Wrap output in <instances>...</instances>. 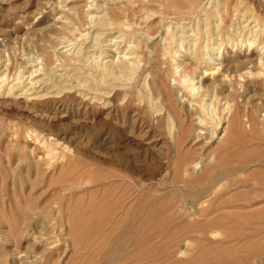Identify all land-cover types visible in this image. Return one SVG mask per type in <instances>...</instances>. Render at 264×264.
I'll use <instances>...</instances> for the list:
<instances>
[{"label":"rangeland","instance_id":"374dc122","mask_svg":"<svg viewBox=\"0 0 264 264\" xmlns=\"http://www.w3.org/2000/svg\"><path fill=\"white\" fill-rule=\"evenodd\" d=\"M45 1L0 0V49H2L0 51V59L2 61L5 60L4 64L8 62L5 66L3 64L0 67V69H3L1 70L2 73L0 72V76L4 73L7 75H3L7 79V83H4L5 86L3 83H0V85H3L0 86V171L4 172V175L0 176V192L12 180L15 181L19 195L28 191L30 184L34 185L31 202L34 207L38 208L34 210L39 214L36 217L37 229L43 234V238L47 236L44 240L47 247V264H87V262L88 264H239L242 252L239 253L238 250L241 242L251 243L253 237H241L238 239L236 237L230 236V238L225 236L226 230L232 231L234 227H228L226 230L223 228L219 229L217 230L219 232L214 235L216 238L214 236H212L213 238L207 236L210 240L203 242V244H213L214 248L215 245L217 247L224 244L229 246L232 249L231 251L235 249L236 253L233 254L232 252L233 256H230L229 261L227 258L219 259L216 256L219 254H215L219 246L215 248V251L212 249V256L201 252L199 248L202 247V243L200 241H190L192 247L187 252L180 254V256L178 255V257L176 253H172L173 246L178 243L182 244L184 239L197 240L195 232L190 234L184 233L187 231L189 233L192 228L191 225L201 224L206 218L215 217L225 210L212 209L214 207L208 208L205 205L201 206L196 202L193 194L186 192L182 183H180V179H178L179 183L176 182L177 180L170 181L169 177L171 178L172 171L169 169L172 168V161H174L175 156H173V153L166 155L165 152H167L168 144L174 142L172 136L175 134L176 136L180 135L176 139L181 150L185 149V147L192 148L195 141V133L201 129L203 133L200 131L198 144L201 145L203 142L201 146L204 148L209 147L206 150L211 149L213 151L218 149L221 154H225V148L219 145L223 143L225 138L230 139V142L227 144V152L230 155L229 160L232 161V164H246L245 171L240 176L241 180L246 179L250 184L256 179L255 175L251 173L257 166L252 165L251 160L256 157L257 150L264 147V140L255 138L257 135L250 132L249 127H245V120L243 121L244 135L237 134L236 132L233 133L231 130L233 128L232 117L236 115V106V109L240 111L241 117L242 115L246 116L248 113H251V109L257 110L259 114H262L264 111L262 110L264 105H260L264 103V72H262L264 71V0H191L192 2L188 0H60V3L58 0H47V5L44 3ZM87 2L92 3L89 4ZM52 3H54L53 5L55 3L58 4L54 8L51 5ZM94 3L95 7L91 5ZM85 4H88L87 8ZM89 5L92 7H89ZM175 5L182 12L176 10L177 6ZM67 6H71V8ZM206 6L207 8H205ZM91 8L92 11L90 12L89 9ZM192 8H194V11H191ZM44 9L45 12L43 13ZM61 10L64 12L62 13ZM37 14L39 15L38 17L36 16ZM92 14H94V17ZM56 15L60 16L57 17ZM89 15L93 17L92 20ZM97 18L99 20L104 18L102 21L105 23L108 21L109 23L107 22V26L105 24V26L101 27L100 21L98 22ZM49 20H52L55 26H50L53 22ZM245 22L246 24H244ZM94 23L96 24L94 25ZM46 25L48 27L43 30V27ZM167 26L169 29L166 28ZM49 27L52 29L50 28L49 30ZM41 30H43V33H41ZM117 34L121 40L116 38ZM111 37H114V41H112ZM109 43L113 45H108ZM94 44L97 45L95 46ZM63 48L66 49L64 50ZM159 48L161 52L158 50ZM199 50H203V55L204 53H208L209 55L205 57L206 54L204 56L201 55L202 53ZM165 51L167 52L166 54ZM163 52L165 58L163 57ZM132 53L133 56H130ZM173 55H175V58ZM200 55L203 57H200ZM167 56L169 57L166 58ZM170 56L172 61L170 60ZM132 59L133 61L136 59V63ZM166 59L170 60V63ZM29 61L32 62L29 63ZM125 61H131L134 63L133 65L136 64V67L132 66L133 69L131 66L125 68V64H127ZM206 62L208 63L206 64ZM90 63L92 64L89 65ZM220 63L221 65H219ZM29 64L35 65L36 68L39 67L40 69H38L37 76L32 77V79L34 78L36 81L40 76L42 78L40 79L41 83L38 80L39 84L35 83L33 87L30 86L32 89L24 85L26 83L25 77L28 75L27 67ZM224 65L225 67H223ZM208 66H215L218 69H212L213 73L209 75V73L204 72ZM114 67L118 69H114ZM239 67L242 71L238 69V73L235 70ZM247 68H250V71L246 70ZM22 69L25 71L20 72ZM111 69L112 71H110ZM116 70L120 72V75L117 76L119 72ZM244 70L251 72V74L244 73V76L242 74ZM18 72L20 73L18 76L21 78L17 80L18 82L24 80V84L21 81V84L18 83V87H14L15 90L12 88V92L7 87L9 84L8 80H10L9 82L13 81ZM220 72H225L224 74L227 75L224 81H219ZM239 74L242 75L239 76ZM98 75L100 76L98 77ZM230 77H235V79L230 80ZM184 78H189L187 80L190 81L193 80L192 82L195 85L194 94H188L182 87ZM42 80L45 81L42 82ZM215 81L218 86L215 85ZM237 82L241 83L238 84ZM177 83L181 85L177 86ZM40 84L42 85L40 86ZM234 84L237 85V88ZM241 85L243 86L242 88H240ZM24 86L27 90L31 89V92L29 90L28 93ZM2 87H6L5 90ZM21 87L26 91L21 90ZM164 87H166V90H164ZM18 88L21 89L19 90ZM180 89L184 91L182 92ZM21 92L23 93L21 94ZM171 93H173V96ZM30 94H32V97ZM184 94L185 98L183 97ZM26 95H28V98ZM182 98H184L185 102ZM216 99H218L217 102ZM188 100L194 102H189ZM194 103L197 105H194ZM250 104H252L251 108ZM191 105L196 106V108ZM173 106H175V111ZM228 110L230 113L227 112ZM196 118L202 119L203 123L198 124V120L195 121ZM261 118L264 121V113ZM183 126H187L186 130H184ZM225 126L228 128L227 133L220 139H217L215 137L216 134L218 133V136L221 135ZM27 134L28 136H26ZM186 134L188 136H185ZM30 137L34 142L29 140ZM54 144H58L57 147ZM245 154L251 156L247 157ZM39 155H41L40 158L38 157ZM45 156L50 160L46 158V161ZM73 157L74 159H72ZM75 158L78 160L76 159V161ZM79 160L80 163L78 162ZM54 161L59 165L57 163L54 164ZM50 164L51 166H49ZM69 165L71 167L68 168ZM85 165L91 166L94 169L92 171L94 175L98 174L96 176L108 177V180L115 181L116 185H113L114 188L111 187L112 189L105 191L99 184L96 183L97 186L94 185L91 177H88L92 173L82 172ZM75 166L78 167V170ZM93 166L96 167L94 168ZM42 167L43 169L45 168L44 171ZM49 167L52 169L50 170ZM73 167L77 172H75L76 170ZM166 167L169 169L167 170ZM222 169L224 168L222 167ZM53 170L56 171L53 173ZM41 172L45 173L44 177L38 174ZM113 174V177L117 175L116 179L109 177ZM204 182L205 179L201 184L203 185ZM46 183L48 185L47 190L44 189ZM118 183L120 184L118 185ZM126 186L130 190H126ZM251 186L254 187V185ZM92 187L94 188L93 190ZM249 187L247 184V188ZM86 189L88 192H86ZM41 192L44 193L39 196ZM141 194H149L153 198L146 199L145 197L142 199ZM248 195L250 196L251 193ZM156 196L158 198L161 197L159 199L167 198V200H171L172 208L170 211H178L176 218L171 220V223L175 221L173 224L168 223V225L159 220L164 214L152 217L156 213V202L154 200ZM137 197L140 199L138 200ZM132 198L135 199V202ZM141 199L144 201L143 203L146 207L143 216L136 218L134 222H132V219L125 220V208H127L130 202L140 203ZM19 200L22 201V198ZM113 200L115 201L113 202ZM117 202H120V204ZM107 206L108 208L111 207L107 209ZM117 208L120 209L117 210ZM142 208H144L143 205ZM83 210L89 212L85 216H80ZM102 214L105 216H102ZM84 217L88 219H84ZM90 217L92 218L90 219ZM106 217H108V220ZM231 221L238 224L235 228L241 227V220ZM109 222H112V225H109ZM244 222L247 224L245 228L253 223L251 219H247ZM103 224L104 226H102ZM162 226L164 227L162 228ZM180 231L181 233H179ZM83 236L87 237L84 238ZM29 242L31 241L21 242L22 244L19 247V250L26 256L44 249L39 248L37 251L34 249L35 246L32 249V245H26ZM161 242L162 244H160ZM50 244H53V246ZM6 260L5 264H17L16 262H11V257H8ZM243 261L246 264L250 263L252 261V254L251 257ZM23 264L29 263L24 262Z\"/></svg>","mask_w":264,"mask_h":264},{"label":"bare ground","instance_id":"6f19581e","mask_svg":"<svg viewBox=\"0 0 264 264\" xmlns=\"http://www.w3.org/2000/svg\"><path fill=\"white\" fill-rule=\"evenodd\" d=\"M47 1V0H46ZM46 1L44 2L45 4H46ZM59 1V3H60V0H58ZM67 1V0H66ZM69 1V0H68ZM75 1V0H74ZM116 1H118V0H116ZM189 2L191 1V0H188ZM188 2V3H189ZM192 2V1H191ZM61 3H64V2H61ZM66 3V2H65ZM87 3H89V2H87ZM90 3H92V2H90ZM89 3V4H90ZM99 3V2H98ZM54 3H52L51 5H53ZM58 4V3H57ZM56 3H55V5H57ZM69 4V3H68ZM78 4V3H77ZM47 5V4H46ZM55 5H53L54 6V8H55ZM60 5H63V4H60ZM59 5V6H60ZM65 5V4H64ZM87 5V6H86ZM91 5H94V7H95V3L94 4H91ZM91 5H89V7L91 6ZM166 5H167V3H166ZM239 5V4H238ZM37 6V5H36ZM42 6V5H41ZM40 6V7H41ZM53 6H51V7H53ZM84 6V5H83ZM106 6V5H105ZM168 6H170V5H168ZM175 6H177V5H175ZM174 6V7H175ZM192 6V5H191ZM50 7V8H51ZM67 7H70L71 8V6H67ZM66 7V8H67ZM85 7L87 8L88 7V4H85ZM92 7V6H91ZM93 7V8H94ZM193 7V6H192ZM196 7V6H195ZM37 8H39L38 6H37ZM37 8H35L37 11H38V9ZM42 8V7H41ZM40 8V9H41ZM45 8V7H44ZM47 8V7H46ZM54 8H53V11H54ZM61 8H63V6H61ZM188 8V7H187ZM197 8V7H196ZM201 8H203V7H201ZM205 8H207V6L205 7ZM34 9V8H33ZM48 9V8H47ZM183 9V8H182ZM185 9V8H184ZM190 9V8H189ZM188 9V10H189ZM204 9V8H203ZM36 10H34V11H36ZM60 10V9H59ZM71 10V9H70ZM75 10V9H74ZM90 10V12L92 11V8L91 9H89ZM176 10H178V11H181V10H179V8H178V6H177V9ZM194 11V8H192L191 9V11ZM43 11V10H42ZM62 11V10H61ZM190 11V12H191ZM196 11H197V9H196ZM205 11V10H204ZM40 12H41V10H40ZM45 12V9H44V11H43V13ZM64 11H62V13H63ZM70 12H72V11H70ZM95 12V11H94ZM103 12V11H102ZM105 12H107L106 10H105ZM182 12V11H181ZM198 12V11H197ZM62 13H59V14H62ZM89 13V12H88ZM97 13V12H96ZM95 13V14H96ZM98 13H99V9H98ZM185 13V12H184ZM200 13V12H199ZM207 13V12H206ZM39 14V13H38ZM36 15L37 17L39 16V15ZM203 14V13H202ZM208 14H209V12H208ZM207 14V15H208ZM12 15V14H11ZM43 15V14H42ZM64 15H65V13H64ZM76 15V14H75ZM91 15V14H90ZM89 15V16H90ZM93 15V17H94V14H92ZM98 15V14H97ZM103 15V14H102ZM107 15V14H106ZM210 15V14H209ZM34 16V15H33ZM35 16V17H36ZM57 16V15H56ZM60 16V15H59ZM59 16H57V17H59ZM77 16V15H76ZM181 16V15H180ZM200 16H201V14H200ZM238 16V15H237ZM48 17V16H47ZM56 17V18H57ZM92 16H90V18H91V20H92V18H93ZM97 17V16H96ZM98 17L100 18V16L98 15ZM103 17H104V15H103ZM107 17V16H106ZM188 17H189V14H188ZM197 17V16H196ZM209 17V16H208ZM208 17H207V19H208ZM234 17V16H233ZM56 18H55V20H56ZM64 18V17H63ZM62 18V19H63ZM87 18H89L88 16H87ZM99 18H97V20H98V22L100 21V24H101V27H103V26H105V24L108 22H103L102 21V19L104 20V18H102L101 20H99ZM143 18V17H142ZM147 18V17H146ZM149 18V17H148ZM182 18V17H181ZM194 18V17H193ZM34 20H35V18H33ZM38 19V18H37ZM61 19V18H60ZM69 19V18H68ZM94 19H96V18H94ZM206 19V20H207ZM212 19V18H211ZM44 20V19H43ZM79 20V19H78ZM96 20V21H97ZM106 20V19H105ZM108 20V19H107ZM144 20V19H143ZM147 20V19H146ZM205 20V21H206ZM50 21V20H49ZM57 21V20H56ZM81 21V20H80ZM95 21V22H96ZM214 21V20H213ZM241 21V20H240ZM39 22V21H38ZM50 22H53L52 20L50 21ZM58 22V21H57ZM64 22H67V21H64ZM90 22V21H89ZM94 22V21H93ZM109 23V22H108ZM254 23V22H253ZM42 24V23H41ZM47 24V23H46ZM96 23H94V25H95ZM99 24V25H100ZM134 24V23H133ZM213 24V23H212ZM228 24V23H227ZM226 24V25H227ZM244 24H246V22L244 23ZM48 25V24H47ZM45 26V27H43V30H44V28H47L48 26ZM55 26V24H54V22L52 23V25H50V26ZM58 26H59V24H57ZM61 25V24H60ZM65 25V24H64ZM110 25V24H109ZM146 25V24H145ZM169 25V24H168ZM192 25V24H191ZM216 25V24H215ZM249 25V24H248ZM57 26V27H58ZM106 26H107V24H106ZM112 26V25H111ZM218 26V25H217ZM242 26V25H241ZM244 26V25H243ZM246 26V25H245ZM34 27V26H33ZM35 27H37V26H35ZM41 27V26H40ZM63 27V26H62ZM61 27V28H62ZM232 27V26H231ZM30 28V27H29ZM32 28V27H31ZM38 28V27H37ZM36 28V29H37ZM50 28L51 27H49V30H50ZM60 28V27H59ZM105 28V27H104ZM128 28V27H127ZM166 28H168V26L166 27ZM244 28V27H243ZM52 29V28H51ZM64 29V28H63ZM169 29V28H168ZM242 29V28H241ZM250 29V28H249ZM43 30H41L42 32L41 33H43ZM77 30V29H76ZM232 30V29H231ZM238 30V29H237ZM251 30H252V28H251ZM251 30H249V31H251ZM254 30V29H253ZM36 31H39V30H36ZM71 31V30H70ZM69 31V32H70ZM74 31H75V29H74ZM99 31V30H98ZM191 31V30H190ZM219 31V30H218ZM239 31V30H238ZM45 32V31H44ZM72 32H73V30H72ZM77 32H80V31H77ZM88 32V31H87ZM167 32V31H166ZM216 32V31H215ZM40 33V32H39ZM46 33V32H45ZM186 33V32H185ZM206 33V32H205ZM242 33V32H241ZM95 34V33H94ZM192 34V33H191ZM217 34H219V33H217ZM225 34V33H224ZM247 34V33H246ZM24 35V34H23ZM22 35V36H23ZM80 35H81V33H80ZM85 35V34H84ZM92 35V34H91ZM106 35V34H105ZM109 35V34H108ZM220 35V34H219ZM53 36V35H52ZM60 36V35H59ZM76 36V35H75ZM81 36H83V35H81ZM95 36V35H94ZM205 36H206V34H205ZM215 36V35H214ZM249 36V35H248ZM35 37V36H34ZM80 37V36H79ZM116 37V36H115ZM135 37V36H134ZM133 37V38H134ZM184 37V36H183ZM185 37H187V36H185ZM226 37V36H225ZM260 37V36H259ZM54 38V37H53ZM78 38V37H77ZM85 38V37H84ZM91 38V37H90ZM105 38V37H104ZM112 38V37H111ZM117 39H119V40H121V38L120 37H118V34H117V37H116ZM247 38V37H246ZM55 39V38H54ZM79 39V38H78ZM94 39V38H93ZM110 39V38H109ZM114 39V37L112 38V41H114L113 40ZM241 39V38H240ZM3 40V39H2ZM53 40V39H52ZM67 40H69V39H67ZM77 40V39H76ZM116 40V39H115ZM232 40V39H231ZM245 40V39H244ZM96 41V40H95ZM129 41V40H128ZM172 41V40H171ZM108 42H109V40H108ZM162 42V41H161ZM233 42V41H232ZM246 42V41H245ZM251 42V41H250ZM264 42V41H263ZM93 43V42H92ZM103 43V42H102ZM110 43H112L111 41H110ZM108 44V45H111V44ZM118 43V42H117ZM150 43V42H149ZM171 43V42H170ZM221 43V42H220ZM235 43V42H234ZM247 43V42H246ZM163 44V43H162ZM194 44V43H193ZM229 44V43H228ZM247 44H249V43H247ZM253 44V43H252ZM59 45V44H58ZM72 45V44H71ZM80 45V44H79ZM95 45V44H94ZM97 45V44H96ZM95 45V46H96ZM113 45V44H112ZM111 45V46H112ZM115 45V44H114ZM154 45V44H153ZM158 45V44H157ZM178 45H179V43H178ZM255 45V44H254ZM92 46H93V44H92ZM91 46V47H92ZM234 46H236V45H234ZM57 47V46H56ZM55 47V48H56ZM66 47V46H65ZM76 47V46H75ZM102 47V46H101ZM134 47H135V45H134ZM158 47V46H157ZM186 47V46H185ZM59 48V47H58ZM74 48V47H73ZM95 48V47H94ZM162 48V47H161ZM188 48V47H187ZM201 48V47H200ZM199 48V49H200ZM234 48V47H233ZM64 49V48H63ZM66 49V48H65ZM64 49V50H65ZM202 49V48H201ZM200 49V50H201ZM2 49H0V51H1ZM82 50V49H81ZM126 51H127V49H125ZM158 50H160V48L158 49ZM164 50H165V47H164ZM163 50V51H164ZM176 50V49H175ZM199 50V51H200ZM207 50V49H206ZM63 51V50H62ZM76 51V50H75ZM104 51V50H103ZM187 51V50H186ZM190 51V50H189ZM205 51V50H204ZM5 52V51H4ZM63 52H66V51H63ZM131 52V51H130ZM160 52H161V50H160ZM175 52V51H174ZM201 53L203 52V50L202 51H200ZM206 52V51H205ZM213 52V51H212ZM73 53H76V52H73ZM167 52L165 51V54H166ZM191 53H193V52H191ZM200 53V54H201ZM14 54V53H13ZM54 54V53H53ZM87 54V53H86ZM118 54V53H117ZM194 54V53H193ZM206 53H204V55H205ZM69 55V54H68ZM201 55H203V53L201 54ZM200 55V57H203V56H201ZM209 54L207 53L206 55H205V57L206 56H208ZM215 55V54H214ZM19 56V55H18ZM34 56V55H33ZM89 56V55H88ZM87 56V57H88ZM106 56V55H105ZM123 56V55H122ZM127 56V55H126ZM129 56V55H128ZM130 56H133V53L130 55ZM135 56V55H134ZM154 56V55H153ZM174 56V58H175V55H173ZM172 56V57H173ZM178 56V55H177ZM54 57V56H53ZM84 57V56H83ZM91 57V56H90ZM124 57V56H123ZM163 57L165 58V56H164V52H163ZM169 56H167L166 58H168ZM199 57V58H200ZM215 57V56H214ZM5 58V57H4ZM8 58V57H7ZM40 58V57H39ZM129 58V57H128ZM246 58V57H245ZM89 59V58H88ZM106 59V58H105ZM130 59H131V57H130ZM129 59V60H130ZM172 58H171V56H170V60H171ZM202 59H204V58H202ZM229 59V58H228ZM232 59V58H231ZM230 59V60H231ZM27 60H29V59H27ZM37 60V59H36ZM35 60V61H36ZM103 60V59H102ZM166 60H168V59H166ZM170 60H168V62L170 63ZM197 60V59H196ZM210 60V59H209ZM5 61V60H4ZM4 61H2V59H0V67L4 64ZM6 61H9V60H6ZM34 61V60H33ZM39 61V60H38ZM132 61H133V59H132ZM135 61V62H134ZM134 63H136V59H134ZM137 61H138V59H137ZM172 61V60H171ZM195 61V60H194ZM211 61V60H210ZM223 61V60H222ZM235 61H237V60H235ZM250 61V60H249ZM261 61V60H260ZM30 62H32V61H29V63ZM56 62V61H55ZM92 62V61H91ZM105 62V61H104ZM127 64H125V68H127V67H129V66H131V68H132V66H135V65H133L134 63H132L131 61H125ZM132 63V65H131V63ZM204 62V61H203ZM213 62V61H212ZM218 62V61H217ZM259 62V61H258ZM6 63H8V62H5V64ZM28 63V62H27ZM26 63V64H27ZM36 63V62H35ZM57 63V62H56ZM89 63V62H88ZM137 63H140V62H137ZM202 63V62H201ZM208 62H206V64H207ZM225 63V62H224ZM232 63H233V61H232ZM261 63V62H260ZM5 64H4V66H5ZM24 64V63H23ZM34 64V63H33ZM44 64V63H43ZM64 64V63H63ZM92 63H90L89 65H91ZM105 64V63H104ZM172 64V63H171ZM218 64V63H217ZM223 64V63H222ZM249 64V63H248ZM251 64V63H250ZM8 65V64H7ZM25 65V64H24ZM54 65V64H53ZM106 65V64H105ZM209 65V64H208ZM219 65H221V63L219 64ZM233 65V64H232ZM18 66V65H17ZM37 66V65H36ZM58 66H60V65H58ZM67 66V65H66ZM97 66V65H96ZM116 66V65H115ZM139 66V65H138ZM137 66V67H138ZM175 66V65H174ZM197 66V65H196ZM239 66V65H238ZM241 66V65H240ZM244 66V65H243ZM7 67V66H6ZM19 67V66H18ZM26 67H27V65H26ZM69 67V66H68ZM136 67V66H135ZM200 67V66H199ZM199 67H197V68H199ZM204 67V66H203ZM223 67H225V65L223 66ZM248 67V66H247ZM96 68H98V67H96ZM117 68V67H116ZM115 67H114V69H116ZM120 68V67H119ZM131 68H130V70H131ZM181 68V67H180ZM218 69V67H209L208 66V68H206L205 70H204V72H207V73H209V75L210 74H212L213 73V71H212V69ZM245 68V67H244ZM5 69V68H4ZM38 69H39V67H35V65H28V67H27V76L25 77V84L23 83V81L22 80H20V82L22 81V83L24 84V85H26V86H29V88H31L32 89V87L34 86V84L36 83V84H39V82H40V79H42L41 78V76L39 77V79H36V81H35V79L33 80L32 79V77H36L37 76V72H38ZM107 69V68H106ZM118 69V68H117ZM123 69H124V67H123ZM133 69V68H132ZM138 69V68H137ZM204 69V68H203ZM232 69V68H231ZM238 69H241L240 67L239 68H237L235 71H237L238 72ZM1 70H3L2 68L0 69V72H1ZM40 70V69H39ZM52 70H54V69H52ZM96 70V69H95ZM94 70V71H95ZM98 70H101V69H98ZM120 70H121V68H120ZM125 70V69H124ZM175 70V69H174ZM222 70V69H221ZM227 71H228V69H226ZM246 70H248V71H250V68H247ZM246 70H244L243 71V75L245 76V74L244 73H250L251 74V72H248V71H246ZM21 71H23V69L22 70H20V72ZM25 71V70H24ZM23 71V72H24ZM57 71V70H56ZM110 71H112V69L110 70ZM115 71V70H114ZM113 71V72H114ZM116 71H118V70H116ZM129 71V70H128ZM134 71V70H133ZM199 71V70H198ZM215 71V70H214ZM233 71H234V68H233ZM235 71H234V73H235ZM241 71H242V69H241ZM5 72H6V69H5ZM17 72V71H16ZM22 72V73H23ZM72 72V71H71ZM71 72H69V73H71ZM88 72V71H87ZM119 72V71H118ZM132 72V71H131ZM232 72V71H231ZM253 72V71H252ZM259 72H260V70H259ZM262 72H264V71H262ZM2 73V72H1ZM0 73V74H1ZM3 73H4V71H3ZM40 73V72H39ZM59 74H60V72H58ZM57 73V74H58ZM89 74H90V72H88ZM111 73V72H110ZM116 73V72H115ZM126 73V72H125ZM219 73V72H218ZM225 73V72H224ZM223 72H220V75H219V81L221 80V81H224L225 79H226V77H227V75H225ZM239 73V72H238ZM261 73V72H260ZM20 73L18 72L17 73V76L15 77V78H13V81L11 80V82H9L10 80H8V85H7V87H9V89H11L12 90V88L15 90V88L16 87H18L17 85H19V84H21L20 82H18V80L17 79H19V78H21V77H19L18 75H19ZM54 74H56V73H54ZM56 74V75H57ZM65 74V73H64ZM64 74H62V75H64ZM78 74V73H77ZM100 74V73H99ZM117 74V73H116ZM122 74V73H121ZM127 74V73H126ZM229 74V73H228ZM231 74H233V73H231ZM242 74H239V76H241ZM254 74V73H253ZM255 74H256V72H255ZM3 75H5V73L4 74H2V76H0V83H7V79L5 78V76H7V75H5V76H3ZM22 75V74H21ZM42 75V74H41ZM72 75H73V73H72ZM80 75V74H79ZM78 75V76H79ZM118 75H120V72L117 74V76ZM130 75V74H129ZM218 75V74H217ZM258 75H259V73H258ZM8 76H10V75H8ZM60 76V75H59ZM71 76V75H70ZM74 76V75H73ZM77 76V75H76ZM100 75H98V77H99ZM122 77H123V75H121ZM126 76V75H125ZM200 76V75H199ZM232 76V75H231ZM237 76H238V74H237ZM244 76H242V77H244ZM249 76V75H248ZM65 77V76H64ZM134 77V76H133ZM184 77V76H183ZM203 77V76H202ZM262 78H263V76H261ZM49 78V77H48ZM161 78V77H160ZM163 78V77H162ZM233 78V79H232ZM230 77V80H234L235 79V77ZM239 78V77H238ZM237 78V79H238ZM5 79H6V82H5ZM9 79V78H8ZM60 79V78H59ZM58 79V80H59ZM130 79V78H129ZM128 79V80H129ZM164 79V78H163ZM181 79V78H180ZM187 79H189V78H187ZM187 79H185L184 78V80L182 81V87L184 88V90L188 93V94H194V91H195V85H194V82H192L193 80H187ZM191 79V78H190ZM241 79V78H240ZM243 79V78H242ZM17 80V81H16ZM35 81V82H33V81ZM38 80H39V82H38ZM66 80V79H65ZM73 80V79H72ZM101 80V79H100ZM102 80H104V79H102ZM106 80V79H105ZM161 80V79H160ZM172 81H174L173 79H171ZM215 80V79H214ZM45 81V80H44ZM43 80H42V82H44ZM57 81V80H56ZM75 81V80H74ZM81 81V80H80ZM199 81V80H198ZM217 81V80H216ZM215 81V85H217L216 83L218 82H216ZM262 81H263V79H262ZM69 82V81H68ZM101 82V81H100ZM104 82V81H103ZM228 82V81H227ZM234 82V81H233ZM242 82V81H241ZM240 82V83H241ZM19 83V84H18ZM41 83V82H40ZM46 83V82H45ZM70 83V82H69ZM78 83V82H77ZM87 83V82H86ZM106 83V82H105ZM110 83V82H109ZM121 83V82H120ZM153 83V82H152ZM238 83V82H237ZM240 83H238V84H240ZM5 84H4V86H5ZM47 84V83H46ZM111 84V83H110ZM175 84V83H174ZM196 84V83H195ZM220 84H222V83H220ZM263 84H264V82H263ZM42 84H40V86H41ZM65 85V84H64ZM67 85V84H66ZM148 85V84H147ZM178 85H181L180 83L178 84L177 83V86ZM224 85V84H223ZM226 85V84H225ZM229 85V84H228ZM234 85H236V84H234ZM0 86H3L2 84L0 85ZM22 86V85H21ZM30 86H32V87H30ZM48 86V85H47ZM78 86H79V84H78ZM89 86V85H88ZM96 86V85H95ZM119 86V85H118ZM167 86V85H166ZM176 86V85H175ZM218 86V85H217ZM221 86V85H220ZM219 86V87H220ZM240 86V85H239ZM15 87V88H14ZM23 87V86H22ZM21 87V88H22ZM43 87V86H42ZM50 87V86H49ZM144 87H145V85H144ZM181 87V86H180ZM181 87V88H182ZM214 87V86H213ZM224 87V86H223ZM222 87V88H223ZM226 87H227V85H226ZM229 87V86H228ZM232 87V86H231ZM243 86L241 85V87L240 88H242ZM2 88H4V87H2ZM6 88V87H5ZM5 88H4V90H5ZM20 88V89H21ZM24 88L27 90V88L24 86ZM24 88H22L21 90H23L24 91ZM47 88V87H46ZM64 88H66V87H64ZM94 88V87H93ZM98 88V87H97ZM117 88V87H116ZM153 88V87H152ZM159 88V87H158ZM166 87H164V90H166L165 89ZM169 88V87H168ZM199 88V87H198ZM233 88V87H232ZM236 88H237V85H236ZM19 89V88H18ZM17 89V90H18ZM19 89V90H20ZM31 89H28L27 90V92L30 90V92H31ZM52 89V88H51ZM71 89V88H70ZM95 89V88H94ZM114 89V88H113ZM231 89V88H230ZM25 90V91H26ZM38 90V89H37ZM56 90V89H55ZM98 90V89H97ZM155 90V89H154ZM154 90H152L153 92H155ZM171 90V89H170ZM177 90V89H176ZM181 90V89H180ZM184 90H181L182 92L184 91ZM215 90V89H214ZM7 91V90H6ZM24 91V92H25ZM57 91V90H56ZM59 91V90H58ZM114 91V90H113ZM179 91V90H178ZM177 91V92H178ZM209 91V90H208ZM233 91H236V90H233ZM252 91V90H251ZM12 92H13V90H12ZM19 92V91H18ZM165 92V91H164ZM167 92V91H166ZM9 93V92H8ZM23 92H21V94H22ZM29 93V92H28ZM45 93V92H44ZM59 93V92H58ZM140 93V92H139ZM156 93V92H155ZM180 93V92H179ZM236 93V92H235ZM252 93V92H251ZM15 94V93H14ZM20 94V95H21ZM27 94V93H26ZM33 94V93H32ZM32 94H30L31 95V97H32ZM43 94V93H42ZM151 94V93H150ZM158 94V93H157ZM161 94H162V92H161ZM172 94V96H173V93H171ZM186 94V93H185ZM185 94L183 95V97L185 96ZM2 95V94H1ZM116 95V94H115ZM177 95H179V94H177ZM27 96V98H28V95H26ZM117 96V95H116ZM171 96V97H172ZM188 96V95H187ZM194 96V95H193ZM207 96H209V95H207ZM213 96V95H212ZM4 97V96H3ZM123 97V96H122ZM181 97V96H180ZM192 97V96H191ZM226 97H229V96H226ZM247 97V96H246ZM5 98V97H4ZM3 98V99H4ZM15 98V97H14ZM124 98V97H123ZM185 98V97H184ZM184 98H182L183 100H184ZM156 99V98H155ZM175 99V98H174ZM178 99V98H177ZM191 99V98H190ZM215 99V98H214ZM153 100V99H152ZM179 100V99H178ZM197 100V99H196ZM195 100V101H196ZM204 100V99H203ZM202 100V101H203ZM259 100V99H258ZM263 100V99H262ZM4 101V100H3ZM149 101V100H148ZM164 101H166L165 99H164ZM168 101H169V99H168ZM182 101V100H181ZM186 101H187V99H186ZM189 101V100H188ZM211 101V100H210ZM218 101V99H216V102ZM175 102V101H174ZM179 102V101H178ZM184 102H185V100H184ZM189 102H194V101H189ZM188 102V103H189ZM197 102H200V101H197ZM205 102V101H204ZM240 102V101H239ZM247 102V101H246ZM251 102V101H250ZM258 102V101H257ZM262 102V101H261ZM105 103V102H104ZM149 103V102H148ZM227 103V102H226ZM237 103V102H236ZM236 103H235V106H236ZM249 103V102H248ZM254 103H255V101H254ZM150 104V103H149ZM181 104V103H180ZM190 104V103H189ZM196 103H194V105H195ZM198 104H200V103H198ZM221 104V103H220ZM238 104V103H237ZM241 104V103H240ZM246 104V103H245ZM252 104H253V102H252ZM252 104H250V108H251V105ZM172 105H174V103H172ZM197 105V104H196ZM208 105V104H207ZM206 105V106H207ZM223 105V104H222ZM231 105V104H230ZM239 105V104H238ZM242 105V104H241ZM260 105H264V103L263 104H260ZM155 106V105H154ZM177 106V105H176ZM190 106V105H189ZM188 106V107H189ZM191 106H193V105H191ZM198 106H200V105H198ZM210 106V105H209ZM217 106V105H216ZM226 106H228V105H226ZM234 106V105H233ZM243 106H244V104H243ZM246 106V105H245ZM165 107H166V105H165ZM174 108V111H175V106H173ZM194 107V106H193ZM212 107V106H211ZM237 107V106H236ZM236 107H235V111H236V115H234L232 118V126H233V128H232V132L233 133H237V134H242V135H244V123H243V121L245 120V127H249V129H250V132H252L253 134H256L257 135V137H255V138H258V140H264V136H262V134H264V132H263V128H264V121H263V119L261 118V116H262V114L264 113V111H263V113L262 114H259L258 112H257V110H252L251 109V113H248V115H246V116H244V115H242V117H241V115L239 114L240 113V111H239V109H236ZM264 107V106H263ZM152 108V107H151ZM192 108V107H191ZM194 108H196V106L194 107ZM209 108V107H208ZM228 108V107H227ZM231 108V107H230ZM166 109V108H165ZM171 109H172V107H171ZM184 109H185V107H184ZM183 109V110H184ZM200 109H201V107H200ZM199 109V110H200ZM210 109V108H209ZM232 109V108H231ZM230 109V110H231ZM243 109H244V107H243ZM246 109V108H245ZM262 109V108H261ZM188 110V109H187ZM240 110H241V108H240ZM259 110V109H258ZM262 110H264V108L262 109ZM166 111V110H165ZM198 111V110H197ZM213 111V110H212ZM231 111H233V110H231ZM246 111V110H245ZM222 112V111H221ZM227 112H229L230 113V111L228 110ZM166 114H167V112H165ZM178 113V112H177ZM186 113V112H185ZM234 113V112H233ZM246 113V112H245ZM169 114V113H168ZM179 114V113H178ZM178 114H177V116H178ZM191 114V113H190ZM189 114V115H190ZM193 114V113H192ZM239 114V115H238ZM175 115V114H174ZM188 115V116H189ZM165 116V115H164ZM224 116H226V115H224ZM175 117V116H174ZM180 117H182V116H180ZM184 117V116H183ZM192 117V116H191ZM190 117V118H191ZM227 117V116H226ZM225 117V118H226ZM166 118V117H165ZM168 118V117H167ZM171 118V117H170ZM199 118V117H198ZM172 119V118H171ZM188 119H189V117H188ZM153 120V119H152ZM176 120V119H175ZM179 119H178V117H177V121H178ZM198 120V124H202L203 122H202V119H197L196 118V120L195 121H197ZM169 121V120H168ZM171 122H172V120H171ZM170 122V123H171ZM188 122H189V120H188ZM216 122V121H215ZM218 122H219V120H218ZM182 123V122H181ZM186 123V122H185ZM13 124V123H12ZM15 124V123H14ZM190 124V123H189ZM191 125L193 126V124L191 123ZM172 126V125H171ZM198 126H201V125H198ZM231 126V127H232ZM170 127V126H169ZM182 127V126H181ZM186 127L187 126H183V128H185L184 130H186ZM175 128H176V126H175ZM199 128V127H198ZM224 128V129H223ZM222 129H223V131L221 132L222 134L221 135H219L218 136V133L216 134V138L217 139H220L224 134H226L227 133V127L225 126V127H223ZM195 129H197L196 127H195ZM194 129V130H195ZM200 129V128H199ZM183 130V129H182ZM188 130H190V129H188ZM178 131H179V129H178ZM181 131V130H180ZM195 131H197V130H195ZM200 131H201V129H200ZM197 131L196 133H195V141L193 142V146H192V148L191 147H185V149L183 148L182 150H181V148L178 146L179 145V143H178V140L176 139L177 137H180V135L179 136H176V134L175 135H173L172 136V139H173V143L171 144H168V148H167V152H165V154L166 155H168V154H170V153H173V156H175V158H174V161H172V168L171 169H169V168H167L166 167V169L168 170H171L172 171V175H171V178L169 177V179H170V181H176V182H180V183H182V186L184 187V189L186 190V192H188V193H191V194H193L194 196L193 197H195L196 198V202L198 203V204H200L201 206H203V205H205L206 207H208V208H212V207H214V208H212V209H224L225 211H223V212H221L220 214H218L217 216H215V217H209V218H206L201 224H199V223H197V224H193V225H191L192 226V228H191V230L189 231V233H188V231L187 232H184V233H187V234H190V233H193V232H195L196 234H197V240H192V239H188V238H186V239H184L183 241V243L182 244H180V243H178V244H175L173 247V250H172V253H176L177 255V257H178V255L180 256V254H183V253H185V252H187V250L188 249H190L191 247H192V244H190V241H200L201 243H202V247L201 248H199V249H201V252H203V253H207L208 255L210 254V256H212L211 254L213 253L212 252V249H214V251H215V248H217L216 247V245H215V248H214V245L213 244H208V243H204L203 244V242L204 241H208V240H210V239H208L207 238V236H209V237H212V236H214L215 234H217V232H219V231H217V230H219V229H224V230H226V228H228V227H234V229L232 230V228H231V230L232 231H228V230H226V235L225 236H228V237H236V238H241V237H253L252 238V242L250 243V242H241V245H240V247H239V250H238V252L239 253H241V259L239 260V264H246V262H244L243 260L244 259H248L249 257H251V254H252V261L250 262V263H247V264H264V155H263V153H264V147H261L259 150H257V152H256V157L253 159V160H251L252 162V165H255V170H253L252 171V173L251 174H254L255 175V177H256V179H254V181L252 182V183H250L251 185H254V187H252L249 183H248V181L246 180V179H242L241 180V178H240V176L242 175V173L245 171V166H246V164H244V165H240V164H232V161L231 160H229L230 159V155H228V149H227V144L230 142V139H227V138H225V140L223 141V143L222 144H220L219 146H221V147H224L223 149H224V152H225V154H221L219 151H218V149H216V150H213V151H211V149H208V150H206V148L208 147H206V148H204L203 146H201L202 145V143H201V145L200 144H198L197 143V141H199L200 140V134H201V132L203 131ZM206 131H207V129H206ZM230 131V132H231ZM177 132V131H176ZM188 132V131H187ZM203 133V132H202ZM205 133V132H204ZM220 133V132H219ZM29 134H30V132H29ZM42 134V133H41ZM170 134V133H169ZM179 134V133H178ZM230 134V133H229ZM38 135V134H37ZM183 135V134H182ZM231 135V134H230ZM26 136H28V134L26 135ZM185 136H188V134H186ZM185 136H184V138H185ZM227 136V135H226ZM233 136V135H232ZM238 136V135H237ZM9 137V136H8ZM33 137V136H32ZM202 137V136H201ZM208 137V136H207ZM235 137V136H234ZM10 138V137H9ZM131 138V137H130ZM193 138V137H192ZM216 138H214V139H216ZM11 139V138H10ZM29 139V138H28ZM40 139V138H39ZM46 139V138H45ZM181 139H182V137H181ZM8 140V139H7ZM26 140H27V138H26ZM29 140H32L31 139V137H30V139ZM180 140V139H179ZM190 140V139H189ZM57 141V140H56ZM32 142H34L33 140H32ZM44 142V141H43ZM45 142H47V141H45ZM54 142V141H53ZM107 142V141H106ZM55 143V142H54ZM185 143H186V141H185ZM197 143V144H196ZM191 144V143H190ZM55 145V144H54ZM58 145V144H57ZM57 145H55L56 147H57ZM64 145V144H63ZM32 146V145H31ZM206 146V145H205ZM60 148H61V146H59ZM53 148V147H52ZM51 148V149H52ZM209 148V147H208ZM215 148V147H214ZM213 148V149H214ZM259 148V147H258ZM62 149V148H61ZM64 151L66 152V150L64 149ZM166 151V150H165ZM59 152V151H58ZM223 152V153H224ZM250 152V151H249ZM60 153V152H59ZM32 154V153H31ZM40 154H41V152H40ZM126 154V153H125ZM240 155V154H239ZM247 157L248 156H251V155H248V154H245ZM33 156V155H32ZM40 156L41 155H39L38 157L40 158ZM43 156V155H42ZM59 157V156H58ZM171 157V156H170ZM38 158V159H39ZM48 160H50L48 157H46L45 156V160L47 161V159ZM67 158V157H66ZM167 158V157H166ZM52 159V158H51ZM57 159V158H56ZM62 159H63V156H62ZM72 159H74V157L72 158ZM71 159V160H72ZM77 158H75V160H76ZM168 159V158H167ZM34 160H35V158H34ZM40 160V159H39ZM53 160V159H52ZM74 160V161H75ZM78 160V159H77ZM76 160V161H77ZM83 160V159H82ZM85 160V159H84ZM173 160V159H172ZM41 161H42V159H41ZM41 161H40V163H41ZM56 161V160H55ZM55 161H54V164H56L55 163ZM74 161H72V162H74ZM87 161V160H86ZM51 162V161H50ZM53 162V161H52ZM71 162V161H70ZM79 163H80V160L78 161ZM88 162V161H87ZM92 162V161H91ZM94 162V161H93ZM211 162H212V164H211ZM34 163V162H33ZM38 163V162H37ZM42 163H43V161H42ZM60 163V162H59ZM78 163V164H79ZM103 163V162H102ZM105 163V162H104ZM35 164V163H34ZM46 164H47V162H46ZM53 164V163H52ZM58 164V163H57ZM71 165H72V163H70ZM84 164V163H83ZM87 164V163H86ZM210 164V165H209ZM59 165V164H58ZM57 165V166H58ZM61 165V164H60ZM71 165H69L68 166V168L69 167H71ZM82 165V164H81ZM90 165H92V164H90ZM95 165V164H94ZM39 166L41 167V165L39 164ZM49 166H51V164L49 165ZM54 166H56V165H54ZM78 166V165H77ZM98 166V165H97ZM225 166V167H224ZM60 167V166H59ZM76 167V166H75ZM94 167V166H93ZM96 167V166H95ZM94 167V168H95ZM99 167H100V165H99ZM99 167H97V168H99ZM222 167L224 168V169H222ZM50 168V167H49ZM56 168H58V167H56ZM55 168V169H56ZM68 168H67V170H68ZM77 168V170H78V167H76ZM80 168V167H79ZM84 169H83V171L82 172H84V171H86L87 173H89V172H91L92 173V171L94 170V169H92L91 168V166H88V165H85L84 167H83ZM42 169H43V167H42ZM45 169V168H44ZM44 169H43V171H44ZM52 168H50V170H51ZM53 169H54V167H53ZM73 169H74V167H73ZM100 169V168H99ZM103 169V168H102ZM112 169V168H111ZM113 169H115V168H113ZM74 170H76V169H74ZM77 170L75 171V172H77ZM81 170V169H80ZM101 170V169H100ZM9 171V170H8ZM56 170H53L52 172L54 173ZM102 171V170H101ZM10 172V171H9ZM35 172V171H34ZM74 172V173H75ZM97 173H98V171H96ZM104 172V171H103ZM113 172V171H112ZM117 172V171H116ZM11 173V172H10ZM52 173V174H53ZM95 173V172H94ZM105 173V172H104ZM38 174H41V177H44L45 176V173H38ZM100 174V173H99ZM103 174V173H102ZM107 174V173H106ZM117 174H119V173H117ZM4 175V172H2V171H0V176H3ZM83 175V174H82ZM89 175V174H88ZM96 175H98V174H91L90 176H88V177H91V181H93L92 183H94V185H96V183L97 184H99L100 186H101V188H104V190L105 191H109V189H112L111 187H113V185L115 184L116 185V183H115V181H112V180H108V177L106 178V177H98V176H96ZM105 175V174H104ZM108 175H110L109 173H108ZM12 176V175H11ZM106 176V175H105ZM114 176V174L112 175V176H109V177H113ZM117 175H115V177H116ZM121 176V175H120ZM10 177V176H9ZM115 177H113V178H115ZM157 177V176H156ZM239 177V178H238ZM122 178V177H121ZM116 179V178H115ZM114 179V180H115ZM119 179V178H118ZM178 179H180V181H178ZM205 179V182H204V184L202 185L201 184V182L203 181ZM17 180H18V178H17ZM71 180H72V178H71ZM120 180V179H119ZM118 180V181H119ZM121 180H123V179H121ZM10 181V180H9ZM60 181V180H59ZM56 182H58V181H56ZM61 182V181H60ZM123 182V181H122ZM160 182V181H159ZM54 183V182H53ZM121 183V182H120ZM120 183H118V185L120 184ZM18 184H20V183H18ZM48 184H49V182H48ZM125 184V183H124ZM247 184L250 186L249 188H247ZM93 185V186H94ZM174 185V184H173ZM30 186V188H29V190L28 191H25V192H23L21 195H19L18 194V190H17V188H16V185H15V181H10V183L8 184V186L5 188V189H3V191L2 192H0V264H5V260L8 258V257H11V262L12 263H14V262H16L17 264H23L24 262H27V263H29V264H47V262H48V259H47V247H46V244H45V242H44V240L46 239V237L47 236H45V238H43V234L40 232V230H38L37 228V226H38V224H37V219H36V217L39 215V214H37V212H35L34 210L37 208V207H34V205L32 204V202H31V198L33 197L32 196V190L34 189V185L33 184H30L29 185ZM97 186V185H96ZM139 186V185H138ZM44 189L45 190H47V187H48V185H47V183L44 185ZM114 188V187H113ZM139 188V187H138ZM137 188V189H138ZM144 188V187H143ZM172 188V187H171ZM247 188V189H246ZM88 189V188H87ZM86 189V190H87ZM94 188L92 187V190H93ZM125 189L127 190L128 188H127V186L125 187ZM133 189H135V188H133ZM148 189V188H147ZM44 190V191H45ZM118 190V189H117ZM128 190H130V188L128 189ZM142 190V189H141ZM173 190H174V188H173ZM111 191V190H110ZM135 191V190H134ZM138 191V190H137ZM86 192H88V190L86 191ZM97 191H96V189H95V193H96ZM131 192V191H130ZM129 192V193H130ZM141 192H143V191H141ZM146 192V191H145ZM169 192V191H168ZM25 193V194H24ZM44 192H41L40 193V195L39 196H41L42 194H43ZM93 193V192H92ZM107 193V192H106ZM113 193H114V191H113ZM118 193V192H117ZM136 193V192H135ZM249 193H251V195L249 196L248 194ZM115 195V194H114ZM130 195V194H129ZM142 195V194H141ZM141 195H139V196H141ZM149 194H144V195H142L141 197H143L142 199H144L145 197H146V199H148V198H153V196L152 195H149ZM159 195V194H158ZM138 196V197H139ZM22 198V201H20L19 199L20 198ZM115 197V196H114ZM113 197V198H114ZM128 197V196H127ZM138 197H137V199H138ZM164 197V196H163ZM162 197V198H163ZM103 198H104V196H103ZM103 198H101V199H103ZM117 198V197H116ZM135 198V197H134ZM134 198H132V199H134ZM159 198H161V197H159ZM157 196L154 198V200H155V202H156V213L152 216L153 218L156 216H160L161 214L163 215L164 214V216L163 217H160L159 218V220L162 222V223H171V220H173L174 218H176V214H178V211L177 212H175V210L173 211H170L171 210V208H172V206H171V200H167V198L166 199H159ZM172 198V197H171ZM96 199V198H95ZM124 199V198H123ZM140 199V198H139ZM138 199V200H139ZM140 200V203H134L135 202V199H134V202H130L129 203V205L127 206V208H125V214H124V216H125V220L127 219H129V220H131L132 219V222H134L135 220H136V218H139V217H142L143 216V214H144V212H145V210H146V207H145V204L143 203L144 201L143 200ZM145 199V200H146ZM60 200V199H59ZM117 200V199H116ZM120 200V199H119ZM61 201H62V199H61ZM64 201V200H63ZM97 201H98V199H97ZM115 200H113V202H114ZM121 201V200H120ZM124 201H125V199H124ZM130 201V200H129ZM59 202V201H58ZM105 202H107V201H105ZM62 203V202H61ZM60 203V204H61ZM99 203H100V200H99ZM110 203V202H109ZM108 203V204H109ZM112 203V202H111ZM117 203H119L120 204V202H117ZM36 204V203H35ZM60 204H59V206H60ZM79 204H80V202H79ZM83 204H85V203H83ZM70 205V204H69ZM82 205V204H81ZM101 205V204H100ZM106 205V204H105ZM142 205L144 206V208H142ZM62 206V205H61ZM95 206H96V204H95ZM121 206V205H120ZM63 207V206H62ZM62 207H60V208H62ZM71 208H72V206H70ZM99 207V206H98ZM111 207V206H110ZM109 207V208H110ZM42 208V207H41ZM59 208V209H60ZM77 208V207H76ZM75 208V209H76ZM101 208V207H100ZM108 208V206H107V209H109ZM113 208V207H112ZM121 208V207H120ZM119 208V209H120ZM38 209V208H37ZM57 209V208H56ZM84 209V208H83ZM95 209V208H94ZM103 209V208H102ZM105 209V208H104ZM118 208H117V210H119ZM175 209V208H174ZM58 210V209H57ZM62 210V209H61ZM60 210V211H61ZM93 210V209H92ZM114 210V209H113ZM39 211V210H38ZM63 211V210H62ZM71 212H72V210H70ZM98 211V210H97ZM103 211V210H102ZM102 211H101V213H102ZM110 211V210H109ZM116 211V210H115ZM170 211V212H169ZM58 212V211H57ZM89 211H82L81 212V214H80V216L82 215V216H85V214L87 215V213H88ZM92 212V211H91ZM120 212V211H119ZM64 214H65V212H63ZM80 213V212H79ZM99 213H100V211H99ZM62 214V213H61ZM71 214V213H70ZM69 214V215H70ZM105 214V213H104ZM111 214V213H110ZM149 214H151V213H149ZM77 215H78V213H77ZM89 215V214H88ZM95 215V214H94ZM62 216V215H61ZM64 216V215H63ZM80 216H79V218H80ZM100 216H101V214H100ZM102 216H105V215H103L102 214ZM121 216V215H120ZM88 217V216H87ZM119 217V216H118ZM149 217V216H148ZM77 218V217H76ZM89 218V217H88ZM88 218H85L84 217V219H88ZM92 217H90V219H91ZM101 218V217H100ZM110 218V217H109ZM116 218V217H115ZM151 218V217H150ZM150 218H148V219H150ZM64 219V218H63ZM82 219V218H81ZM106 219L108 220V217H106ZM156 219V218H155ZM247 219H251L252 221H253V223L252 224H250L247 228H245V226L247 225L246 224V222H244L245 220H247ZM231 220H241L240 221V225H241V227L240 228H235V226L236 225H238L237 223H235V222H232ZM65 221V220H64ZM71 221H73V220H71ZM76 221V220H75ZM83 221H85V220H83ZM90 221V220H89ZM104 221V220H103ZM148 221V220H147ZM86 222V221H85ZM84 222V223H85ZM94 222V221H93ZM97 222V221H96ZM151 222V221H150ZM175 222V221H174ZM173 222V223H174ZM72 223V222H71ZM76 223V222H75ZM112 223V222H111ZM110 222H109V225H112ZM116 223V222H115ZM123 223H124V221H123ZM122 223V224H123ZM173 223H171V224H173ZM87 224H88V222H87ZM86 224V225H87ZM90 224H92V223H90ZM97 224H99L98 222H97ZM105 224V223H104ZM104 224L102 225V226H104ZM117 224V223H116ZM121 224V225H122ZM148 224H149V221H148ZM168 224V225H169ZM69 225V224H68ZM72 225H73V223H72ZM93 225V224H92ZM92 225H90V226H92ZM95 225H96V223H95ZM132 225V224H131ZM167 225V226H168ZM69 226H71V225H69ZM75 226H76V224H75ZM98 226H100V225H98ZM97 226V227H98ZM86 227H88V226H86ZM101 227V226H100ZM110 227V226H109ZM112 227V226H111ZM115 227V226H114ZM120 227V226H119ZM144 227H145V225H144ZM164 226H162V228H163ZM179 227V226H178ZM185 227V226H184ZM183 227V229H185ZM69 228V227H68ZM102 228V227H101ZM101 228H100V230H101ZM160 228V227H159ZM162 228H160L161 230H162ZM181 228V227H180ZM41 229V228H40ZM77 229V228H76ZM113 229V228H112ZM118 229V228H117ZM179 229V228H178ZM187 229V228H186ZM85 230V229H84ZM84 230H83V232H84ZM97 230H98V228H97ZM99 230V231H100ZM103 230V229H102ZM105 230H107L106 228H105ZM116 230V229H115ZM80 231H82L81 229H80ZM87 231V230H86ZM89 231V230H88ZM98 231V232H99ZM164 231V230H163ZM173 231H174V229H173ZM176 231V230H175ZM228 231V232H227ZM69 232V231H68ZM75 232V231H74ZM91 232V231H90ZM97 232V233H98ZM158 232V231H157ZM177 232V231H176ZM80 233V232H79ZM95 233V232H94ZM110 233V232H109ZM113 233V232H112ZM167 233V232H166ZM171 233H172V231H171ZM174 233V232H173ZM179 233H181V231L179 232ZM179 233H177V234H179ZM225 233V232H224ZM84 234V233H83ZM93 234V233H92ZM91 234V235H92ZM100 234V233H99ZM105 234V233H104ZM149 234V233H148ZM90 235V234H89ZM94 235V234H93ZM92 235V236H93ZM219 235V234H218ZM87 236H88V234H87ZM86 236V237H87ZM100 236V235H99ZM150 236V235H149ZM163 236V235H162ZM165 237H166V235H164ZM183 236V235H182ZM84 238H86L85 236H83ZM95 237H97V236H95ZM170 237V236H169ZM215 237V236H214ZM230 237V238H231ZM150 238V237H149ZM176 238H179V237H176ZM213 238V237H212ZM216 238V237H215ZM90 239V238H89ZM166 239H168V238H166ZM74 240V239H73ZM88 240V239H87ZM91 240H94V239H91ZM160 240V239H159ZM24 241H31V242H29L28 244H26V245H32V249H33V246H35V248L34 249H36L37 251H38V249L39 248H44L43 250H41V251H38L37 253H30V255H28V256H26L25 254H23L22 252H21V250H19V247H20V244H22L21 242H23L24 243ZM107 241V240H106ZM180 241V240H179ZM101 242V241H100ZM158 242V241H157ZM172 242V241H171ZM88 243V242H87ZM169 243V242H168ZM176 243H177V241H176ZM200 243V244H201ZM160 244H162V242L160 243ZM174 244V243H173ZM7 245H8V247H7ZM50 245H52L53 246V244H50ZM65 245V244H64ZM89 245V244H88ZM156 245V244H155ZM156 246H159V245H156ZM51 247V246H50ZM79 247H80V244H79ZM251 247V248H250ZM253 247V248H252ZM77 248V247H76ZM75 248V249H76ZM169 248V247H168ZM167 248V249H168ZM171 248V247H170ZM80 249V248H79ZM193 249V248H192ZM232 249L229 247V246H226V245H224V244H222V245H220L217 249H216V252H215V254L217 253H219L218 255H216L219 259L220 258H227L228 259V261L230 260V256H233V254H235L236 253V250L234 249L233 251H231ZM49 251V250H48ZM170 251V250H169ZM191 251V250H190ZM78 252H79V250H78ZM165 252V251H164ZM211 252V253H210ZM232 252H233V254H232ZM237 252V254H239ZM59 253V252H58ZM192 253V252H191ZM52 254H53V252H52ZM58 255V254H57ZM79 255V254H78ZM175 255V254H174ZM221 256V257H220ZM239 256V255H238ZM54 258V257H53ZM218 258H215V259H218ZM236 258V257H235ZM239 258V257H238ZM213 259V258H212ZM223 259V260H224ZM50 260H51V258H50ZM214 260V259H213ZM222 260V261H223ZM232 260H233V258H232ZM52 261V260H51ZM220 261V260H219ZM227 261V262H228ZM6 262H8V260H6ZM221 262V261H220ZM78 264V263H77ZM87 264H88V262H87ZM222 264V263H221Z\"/></svg>","mask_w":264,"mask_h":264}]
</instances>
